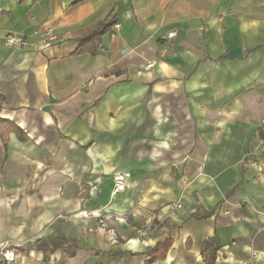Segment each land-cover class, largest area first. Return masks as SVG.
Instances as JSON below:
<instances>
[{
	"label": "crops",
	"instance_id": "1",
	"mask_svg": "<svg viewBox=\"0 0 264 264\" xmlns=\"http://www.w3.org/2000/svg\"><path fill=\"white\" fill-rule=\"evenodd\" d=\"M0 264H264V0H0Z\"/></svg>",
	"mask_w": 264,
	"mask_h": 264
},
{
	"label": "trees",
	"instance_id": "2",
	"mask_svg": "<svg viewBox=\"0 0 264 264\" xmlns=\"http://www.w3.org/2000/svg\"><path fill=\"white\" fill-rule=\"evenodd\" d=\"M115 24V16L111 13L106 19L77 33L76 38L79 46L75 53L90 52L91 54H94L96 48L100 45V37ZM91 45L93 48L88 49Z\"/></svg>",
	"mask_w": 264,
	"mask_h": 264
},
{
	"label": "built area",
	"instance_id": "3",
	"mask_svg": "<svg viewBox=\"0 0 264 264\" xmlns=\"http://www.w3.org/2000/svg\"><path fill=\"white\" fill-rule=\"evenodd\" d=\"M175 33L173 31L169 32L167 34L168 37H172ZM5 42L7 45L9 46H13L15 44H24L25 41H23L20 38H17L14 35H7L5 37ZM127 176L128 174L123 172V171H118L116 173L113 174V192L117 193V192H121L123 191L126 187H127ZM181 204L180 203H176L175 204V208H180ZM100 223L103 222L102 219L99 220ZM3 257L5 260L7 261H12L14 259L13 253L12 251H8V250H4L3 251Z\"/></svg>",
	"mask_w": 264,
	"mask_h": 264
},
{
	"label": "water",
	"instance_id": "4",
	"mask_svg": "<svg viewBox=\"0 0 264 264\" xmlns=\"http://www.w3.org/2000/svg\"><path fill=\"white\" fill-rule=\"evenodd\" d=\"M225 56H226V58H240V57H242L241 48L235 47V48L229 50Z\"/></svg>",
	"mask_w": 264,
	"mask_h": 264
}]
</instances>
